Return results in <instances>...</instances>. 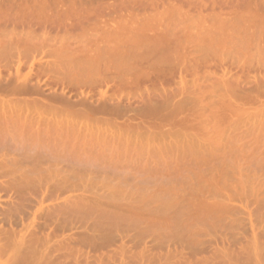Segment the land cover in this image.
Instances as JSON below:
<instances>
[{"label":"rangeland","instance_id":"obj_1","mask_svg":"<svg viewBox=\"0 0 264 264\" xmlns=\"http://www.w3.org/2000/svg\"><path fill=\"white\" fill-rule=\"evenodd\" d=\"M0 1H1L0 2V16L3 18V19L0 18V63L2 65L11 63L12 61L16 60L15 59L16 56L18 59V54L15 53L16 54L15 56L13 51L12 53H10L9 50L5 51L3 48V46H6L7 44H9L10 41H13L14 39H16L15 42L13 43L15 45L19 44L21 42V39H23L25 35L27 36L26 39L28 38V36L31 39L29 34L32 32L31 36H33L34 34L33 36L34 44L35 43L39 44L38 42H40L41 44L43 42V39L45 40V37H44L45 35L47 37L46 40L48 41V44H49L48 34H50V37L51 36L57 37V35L60 36L59 33H61V31L65 34L67 33V31H70L71 29L73 30V28H70L71 25L72 27H74V25L78 23L79 20L81 19L82 21L88 22L86 23L88 24L87 25L88 28H89V23L92 24L94 20H101V21L98 23L97 21L94 22L99 25H96V24L93 25L94 24L93 23L89 29L86 28L87 27L86 25L85 27L81 25L83 23L80 21L79 22L80 24L78 23L80 27L76 24V27H78L76 28L77 30L74 28L73 31L71 30V32H68L70 36L68 35L69 37H67V39L65 38L63 39L64 34L62 35L61 33L62 35L61 38L63 39V41H67L68 38H70L72 34L76 35L75 38L78 37L77 39L78 42H76L75 40L74 41L72 40V43H73V46L71 44V46L73 47V48L71 47L72 49H74V47L75 48L78 47L77 44L79 42L81 44L82 42L81 38L84 42H82L83 45L82 44L79 45L80 48L88 49V46L86 44H89V49L91 46L94 47L93 39L95 40V37L93 36V34L96 33L95 31L97 27L99 28L97 29L101 31L104 24L106 26L104 27L105 30L106 28L111 29V27H114L111 24L115 23V25L119 24L117 25L118 28L114 27L115 29L123 30L127 27L128 29H130V32H131L133 29L132 27H134L133 26V23H134L136 27L142 25L141 28H143V26L148 25L144 28L147 29L150 26L151 31H153L154 29L155 31H158L159 29V32H160V27L161 29L162 28L164 29V27L165 28L168 27V24H170V22H173V21L175 22V20L180 18L181 21L185 19V21H183L185 22L184 24H181L180 23L181 21L179 22V19L177 21V23L181 24L180 26L182 28L188 25L190 26V24H187L188 21L186 23V20H189L190 23L193 22L191 25L193 24L194 26L197 25L200 29L201 27L205 26L204 25L205 23L208 22V25H209V23L213 22L212 21L213 16L211 14H214L212 13V10H208L210 13L204 12L203 14L207 16L210 15V17L205 16V19H204L203 17L204 15L203 14H202L203 16L200 15L202 16L201 18H203L205 21L207 20L203 24L202 21L204 20L198 19L200 16H196L197 12L196 13L194 12L196 10L193 11L197 3H199V5L201 4V2L210 3V1L208 0H207L208 2H205V0L204 2L203 0H197V2L196 0H193V1L187 0L188 3L186 0H185V3L184 2L182 3L183 0H167V1L160 0V2L158 3L155 0H152L151 2L148 1V6L155 5V7L154 6L152 7L154 8L152 9L154 11L152 10L148 11V9H146V11L145 10L143 11V8L145 9V6H146V5H142L144 0H138V2L139 1L142 2L140 6H144L142 9H138L140 2L139 3L135 2L136 4L134 3V1L136 0H134L133 3H131L132 0L122 1L124 3H120V4H126L127 2V4L128 3L130 4L132 10L136 11V13L133 16L128 15L131 10H128V13H127L126 12L127 9L124 10L123 5H121L123 6L121 8L123 11L120 13L117 12V11H121L120 6H119L120 4H117L120 1H117L114 3L115 0H106V1L100 0L99 1L100 3L101 1L102 2L105 1V3L107 1H112L107 4H110V5L112 3L114 5L117 4V7L113 6L114 10L119 8L117 9V11L113 10V12L115 13H112L111 9H113V7L106 6L107 4L105 6L101 5L100 3L95 2L96 0L94 1V3L101 5L100 7L103 6L101 8L102 10H104L103 8H107L104 10L105 11L104 13L101 11V9L98 11L97 9L93 8V5H89V4H93V2L88 4L89 7L87 6V4L85 5L88 8H86L85 6H84L85 8L82 7L83 5L81 6V3H82L81 0H79V2H77L78 0H76V3L80 5L81 9H84L85 11L81 10L80 8H74V6L77 7L76 6L77 4L75 5V0H69V1L62 0L60 3H59L60 0L58 1L56 0L55 1L54 0H49V1L48 0H35V1L34 0H8V1L0 0ZM44 1L45 2L47 1L46 4L50 1L53 4L56 2V4H54V6L53 4L51 5L49 3L48 5H46ZM64 1H65L66 6L65 4H63ZM70 1H73V2H70ZM154 1L155 3L152 4V2ZM162 1L166 2L167 4L162 6L163 4ZM214 1L219 2V3L220 1L222 3H224L225 1L228 2V0H224V1L223 0H220V1L211 0V3ZM235 1L236 0L234 1L231 0V3L233 2L234 4L236 3L239 4V2L237 1L235 2ZM238 1H240V3L242 4L243 2H249L251 0H238ZM253 1L260 6H264V0H253ZM36 2H38L39 4L38 3L35 4ZM72 3L74 4L71 5ZM105 3H102V4H105ZM146 3L147 2H145L144 4ZM57 4L59 5V7H57ZM129 4L126 5L127 8L130 7ZM188 4H189V7H188ZM148 6L147 8H149ZM161 7H162L164 14L160 15L158 13H161L160 12L162 11L160 9ZM177 7H180V10H178ZM182 7H183V10H181ZM156 8L158 9V12H156L157 11ZM241 8L240 10L242 9L244 10L245 7L242 9ZM88 9L92 10V13H90L91 11H89ZM95 10L97 11V13L101 12V15H104V16L108 15L109 13H110L109 16L111 14H115V15L111 16L112 18L106 16L108 17V20L111 19L110 21H108V20L102 19L104 16H100V14L98 15L95 12ZM108 10H110L109 13H107ZM171 10L175 12V15L173 14V12H171ZM240 10L239 12H241ZM243 10H242V13H244L246 16H249L250 13H254V11L252 12V10H249V9H245L244 11ZM164 11L166 12L168 11L167 14ZM226 11L227 13L230 12L228 9ZM63 12L64 13L66 12L67 14L66 13L63 14ZM79 12L83 14L81 15V13ZM88 12L92 15H90ZM178 12H180L181 15L183 14L187 15L185 14L186 12L187 13L189 12V14L192 13L191 19L190 17H188V19L184 17V19L182 20L181 17H183L184 15L180 17V14H178ZM216 12L221 13V10L217 9ZM93 13H95L96 16H94ZM62 14L65 16L62 17ZM84 14L86 17L90 15L89 17L91 18L90 19L91 21L90 20L87 21L86 17H84ZM132 14L133 13H131V15ZM164 15L166 16L165 18H163ZM192 15H195L194 21L196 18L198 19L195 21V23L192 20ZM97 16H99L98 17L99 19L98 18L93 19L94 17L96 18ZM161 16L162 18H160ZM47 17L48 18L50 17V18L48 19ZM53 17H56L58 21L56 20V18L52 19ZM58 17L60 20L58 19ZM72 17L74 19L75 17H77L78 21L77 20L72 21L73 19ZM79 17L81 18L79 19ZM37 18L40 20H38ZM70 18H72L71 21L73 24H71V21H68L70 20ZM14 19H17V21ZM161 19L163 20L167 19V20L166 21L164 20L163 22V20ZM8 20H10L9 21L10 23H8ZM13 20L14 22L16 21L17 23L15 22L14 24ZM18 20L19 21L21 20V21L19 22ZM23 20H24V23H23ZM41 20L44 21V23L42 22L44 25H45L46 20L50 21L51 23L54 22L55 20V22L57 23L54 22L53 24H56V27L55 26L53 27H55L54 29H56L57 32L55 30L52 31L53 27H51V25L53 24H50L49 26L48 24L50 22H47V21H46L47 24L45 25L46 29L48 26L50 27V29L48 27V30H47L48 32H46L45 26L39 23L41 22ZM66 20L68 21V23ZM28 21H30V24ZM35 21L36 22L38 21V23L40 24L39 26L40 30H42L43 28L41 32L38 31L39 30L38 25L37 27L33 26L37 24V23L35 24ZM74 21H77V22L75 23ZM107 21L109 22L107 23L109 25H106L105 22ZM160 21L162 22V24ZM198 21L201 23H199ZM18 22L21 25L24 24L26 28H24V25L22 26V28H24L25 30H28V32L30 31L31 28L33 30L31 29V31L28 34V32L20 28L21 25H19ZM197 22L203 25L199 26V24H196ZM66 23L68 26L65 25ZM102 23L103 25H101ZM42 25L44 27H42ZM126 25H131V27L130 26L128 27ZM58 26H60L62 29ZM63 27H65L64 29L68 27L67 28L68 30L64 31ZM127 28H126L127 31L125 30L123 31L128 32ZM196 29L198 30V28ZM21 30L22 32H20ZM78 30H80L81 33H79L80 31ZM91 30L93 34L92 32H90ZM24 31L26 32V34ZM43 31L46 32V34H44ZM39 32L43 33L42 35H44L43 37H41V39L38 38L42 36L41 34H39ZM21 33H24V34H21ZM78 33L82 35L87 34L89 39L88 37L84 35L87 38V41H86V38L84 36L82 35L77 36L79 35ZM152 33H155V32L154 31L151 33L148 32V34L150 35ZM67 34L64 37H66ZM89 34L91 35V37L93 36L92 44H91V37L89 36ZM37 35L38 37H35ZM96 35L97 33L95 34V36ZM59 36L57 37L58 43L60 40L59 44H61L62 41ZM18 37L20 40L19 43H17ZM35 38L38 39L37 42L35 41ZM57 38L56 40L52 38L53 42L56 41L55 43H53L56 46H55V49H52V51L54 50V52L52 53L51 51V54L55 53L54 54L55 56L53 57H56V60H58L56 51L58 52L59 49L61 50V48L63 47V46L58 45ZM24 40L25 38L23 39V41ZM31 40L29 41L27 39L26 42L28 41L27 43H29L31 42ZM52 40H51V43L49 44L51 45L49 46V49L52 48ZM23 41L21 43H23ZM126 42H127V39H114L108 44L109 46L117 47V46L125 44ZM185 44H186V47H185ZM185 44H184V47L186 50L183 47L182 48L183 53L184 52L187 53L190 50V54H191L193 52L192 51L193 49L195 52V50L198 51L200 48V46L194 47L195 45L191 42L189 45H187V43ZM15 45L12 44L13 47L11 46L9 47L15 51V49H13ZM22 45L23 44H21V46ZM8 46L6 49H8ZM189 46H191L190 49H189ZM17 48L19 49L18 46ZM46 50L50 52L46 48L44 50V53L40 55V57H38V60L41 59L40 63L42 61L41 64L47 67V66H50L53 62L55 63V58H51L52 56L47 57L46 54H49V53ZM201 50L202 48H200V51ZM222 50L224 52V49ZM226 51L227 50H225V53ZM231 51H232V48H231ZM223 52L220 51V53H222L221 56L223 55ZM232 52H233L232 55H230L231 52L229 53L227 52L228 54L226 53L227 54L226 56L224 54L221 57V59H220V54H219V57L216 54V56H214L215 62H213V59H212L213 57L209 58L212 60L211 63H208L209 65H206V68L209 74L207 70L205 69V67H202L203 65L201 66L202 72L200 71L199 73V70H201V68L198 69L197 72L193 70L195 77L193 75V72L191 74V71H190V75L188 74L189 72H186V74H188L187 75L188 77H186L185 73L183 74L184 78H188L187 81H185V83L188 84L189 88L193 84L196 87L197 85H195V81L198 79L197 82L200 84V85L198 84L199 85L198 92L200 90V92L202 93V95L200 93L199 97L200 99L203 97L202 99L203 101L201 102H204L202 104L205 105V103L208 101L206 103V106L207 104L210 105L211 103L210 107L207 106L208 108H201L202 104L199 105L201 103L200 102L199 104H197L199 105L198 108L192 109L193 107L190 108L191 106H189L188 109L185 108L182 112L175 114L174 116H170L169 118H164V117H168V116H165V114L167 113H164V115L162 114V116L159 117V119L156 118L157 120L148 119L147 122L150 124L147 126L149 127L147 129H143L147 126L146 124L142 125L140 127V130L138 131L140 134V138L138 139L134 138V140H132L131 142L126 143L125 141H119V140L111 141V139H109L99 144L96 142L95 143L85 142L81 140V138L78 137L77 135L74 136L71 134L70 135L65 134V136H60V137L52 136L50 138L49 137L43 138L41 140L32 138L31 135L28 134L27 132L28 124L30 125L32 121L33 123L35 122V124L38 121L39 126H43V124L46 125L47 123H51V122L52 124H55L59 121L58 122L59 124L62 122V123H65L64 125H67L68 123L73 124L74 122L76 125L78 123L76 126L79 125L78 127H80L83 131L84 130L87 131V129L89 128L92 130L94 129L95 131L96 130L95 128L97 127L105 128L104 130H102L104 131L103 133H105L106 130H108V126L106 124L100 123L102 125H99L98 123L94 122L93 118L89 117V115L78 117L77 114L76 116L75 113H70L69 111H68V114H66V111L64 110L65 111L64 112L62 110L63 106L61 104L59 105V103L58 104L52 103L53 105L49 104V106L42 105L43 108L39 106L37 108H33V106L31 105L30 107H32V109L30 107L27 108L29 109L30 113H28L29 111L26 109L24 112L25 115L21 117L19 122L17 121L13 125L0 128V179L1 180L11 179L12 181L20 183L19 186L21 185L22 189H24L26 193L30 190L36 191L40 189V187L41 188L51 187V186H55L59 184L60 182L64 180H70L72 182V186L65 194L61 196V200L71 202L77 199H81L82 203L85 205V208L83 209L81 222H79L78 224V226L79 227L81 226V227L78 231L76 230V233L80 231V233L88 235L89 237H95L99 243H101L102 241L100 238L102 239L107 238V239H110V241L112 242L110 246L106 247L108 249H104L100 245L98 249L100 248L101 250L102 248L103 250L101 251L98 249H94L91 246L88 247L89 245H87L86 247H84L83 245L82 247L78 246L75 249L76 250L81 249L82 251H80V253L75 252L76 254L74 253L71 257H70L71 254L68 253L69 255L67 254L65 256L66 258H63L64 260L62 259L63 260L62 264L64 263V261H66L65 262L66 264H74L73 262L75 261V259L77 257L80 258L82 254L84 255H82L81 256L82 259L80 258L79 260L85 261L84 257L87 255V258L85 257L87 259L86 262L88 261L87 264H90L92 261H93L92 264H95V263L100 264L101 259L103 258L105 260L103 259L104 262H102L101 264H259L258 259L261 260L264 264V102L262 103L263 98L260 100L262 103L260 104L259 103L260 101L257 103L253 101L249 102L250 100L249 101L247 99L244 100V97H243L244 101L242 102L240 100L242 96H240V98H238L240 101L237 102L236 104L237 100L235 102L233 101V99L230 100L229 98L231 97L226 95L225 92H223L225 94L224 97L226 96V98H228V101L232 102V104L229 102L227 103L226 101L227 99L226 98L223 99L222 97L223 103L225 104V106H223L224 104L221 102L222 99H220L221 95L223 96V93L220 95L221 92L220 91L218 92L215 89V87L219 88V90H221L222 88L221 91H223L222 85L218 83L221 81V79H224V78H221L223 73H221V77H220L221 70L219 72H217V69L213 70V68L215 67L212 65L214 63L215 64L221 63L216 66L218 67V70H219L221 69L222 66H224L225 62L223 60L228 61L227 63L228 66L227 64H225L226 67L230 68L231 70L232 69L236 70V72L234 71V73L232 70V74L227 76L228 79H230V81H233L232 80V78L234 79L233 74H239L237 65H234L233 60L235 58L236 60L235 63H236L239 60V58L237 56L238 54L236 53V50L233 49ZM255 52L256 51L254 50L250 54V58L248 57L249 55L248 52H246V54H242V57L244 56L243 60L241 59V56L239 55L240 57L239 62H243L246 60H249V61L252 60ZM258 54L259 53L257 52V54L254 56L255 60H257L256 56ZM246 55H247V58H246ZM46 57L49 60H47ZM188 57H189V60H191L190 59L191 56L189 54H188ZM260 57L261 56L258 55V58L263 60L262 57L261 58ZM44 60H46V62ZM255 60H253L252 62L253 65L255 63L258 64V60L257 62ZM229 61L233 62L232 63L233 66L229 65ZM56 64H53V65H56ZM14 65L16 66V63L13 64L12 72H10L9 69H3L0 71V75H1L0 79L1 81H3L2 83L4 85L7 84L8 81H11L14 79L15 72H16V70L14 69ZM161 65L164 66L166 64L161 63ZM189 65H191V62L190 64L188 63V66ZM210 65H211V69L209 67ZM229 66H231L232 68ZM25 67L27 68L28 66L26 65ZM164 67L166 68L167 66H164ZM233 67L236 69H234ZM26 68L24 70V67H22L21 68L22 72L21 70L19 71L20 72L19 75L22 76L21 79H25L26 77H31V74L30 75L28 74V72L30 71L29 70L30 67H28L27 69ZM13 70H15L14 74H13ZM211 70L214 72L212 73ZM62 71L65 72L66 70L62 68L60 72L61 75L58 74L57 76L58 78L54 77V79H58V80H54V82H53V78L50 80V82H49V79H46V80L44 79L45 83L44 82L41 83L42 85L41 87H39V89L36 88V90L39 91V94H41L40 92H42V89H43V92L41 94L43 96V93L47 94L48 90L50 89L49 94L45 95L44 97H51V95L58 96V93L59 95L63 96L64 90L66 89L64 98L68 102L73 99V101L77 103L79 101H82L83 99H85V101L87 99V102L89 104L91 103V105L93 104V102L95 104L96 103L98 104L97 101L99 99L98 97L99 94L97 98L93 96L95 100H90V97L85 98L84 96L81 98V96H78L77 94L79 93L80 89L78 90L77 88L78 92L74 91L76 90V88L72 84L73 80L72 81L70 80L71 75H72L71 77L74 78L73 74L66 71V74L62 75L63 74ZM9 73H12L11 74L12 76L10 75L9 77L8 75ZM253 73H255V75ZM67 74H69L70 76H68ZM197 74L198 75L200 74L199 78ZM206 74H208L209 76H212L213 77L212 80L215 79V77L218 76L219 74L218 81L215 84V86H214V82H216L215 80H213V85H212V82L209 83V80L207 83L208 76ZM256 75H258V73L256 74V72L253 71L250 74V76H247V78L241 84V89L243 90L244 88H246L247 91H245V89L243 91L246 92L247 94L248 93L251 94L250 93L251 91L252 92L256 91L257 89H252V88H256L257 83L259 84L263 82V79L260 82L257 81V79L260 80V77L253 78L254 76L256 77ZM189 76H191L193 84L191 80H189L190 79ZM200 76H202V78L205 76L206 79L204 78V81H203L201 80L202 78ZM231 76L233 77L230 78ZM251 76L253 77L251 78V82H249ZM4 77L8 79H4ZM59 78L60 80L63 79V84H62V81H59ZM64 78H65V81H64ZM5 80H8V81L4 82ZM210 80H211V77H210ZM246 80H248V83ZM34 81L37 82V79L35 76L33 77V79L32 77L30 78V82L32 83L29 82V84H32V87L35 86L36 82L34 83ZM179 81H180L179 78H176L174 82L172 81L171 84H174L177 87ZM47 82L49 83V86L51 85V87H53L52 91H51V87H48ZM175 82H177V85L175 84ZM245 82L246 84L244 86ZM254 82L256 83L253 84ZM201 83L203 84L202 91H201V88H202ZM45 84H47L46 86L47 89L43 87L45 86ZM55 84H56V87H55ZM65 84H66V87H65ZM207 84L209 85V87L207 86ZM218 84L219 86H221V88L218 86ZM250 84H252V86ZM69 85L71 86L69 87ZM249 85L251 88L249 87ZM194 86L191 87L193 88L192 93L196 92L197 90L195 88V91H194ZM161 87L163 88L164 86H161ZM178 87L179 89H181L180 85H178ZM199 87L201 88L199 89ZM70 88H71V91H70ZM84 88L88 89V87H84ZM162 88H160V90ZM172 88L174 89L173 86ZM53 89L55 90V92ZM156 89L159 90L158 88ZM176 89L177 88H175V90ZM211 89L212 91L210 92ZM203 90L205 91V93L207 90V93H206L207 98H206L205 93L203 94ZM85 91L87 90L85 89ZM60 92H62V94H60ZM121 92L122 93H118V94L122 95L121 97L126 99L124 100L123 103L128 102L127 101V98L129 95L128 92H131V91L129 89L128 90L125 89L124 91H121ZM190 92H191V89L190 91H188V93ZM216 92L220 95V97L216 95L218 96V98L217 97H215L216 99L214 97L212 98V100L216 104L214 105V108H211L213 107L212 103L214 102L213 101L210 102L209 98L210 96L212 97V95L215 96ZM135 93H137V96H139L136 99H135L136 95H134ZM235 94L237 93L235 92ZM133 95H132L133 105L137 104V105H134V107L139 106V104H141L140 99L142 96L146 97L145 96L146 93H144V90L142 89V87L139 90H136V91L134 90ZM237 96H239V94H237ZM37 97L38 96H35L33 98H37ZM12 98L13 97H11V99ZM30 98L28 97V99ZM182 98L183 96H181V98L179 97L178 99H182ZM11 99L9 97V100ZM6 100H8V97H5V99L4 97L3 99L2 97H0V113L1 112L4 113L3 111H5L4 109H6V114H7L8 112L7 109L9 110L11 109L10 111H12L13 108L15 107L14 103L12 104L11 101L8 102L9 100L8 101ZM73 101H70V103H74ZM217 101H219L221 104ZM248 103H250L249 106H248ZM233 104H236V105H233ZM123 105H127V103ZM240 105L243 106L242 108H244L245 110L239 111L237 107L240 108L241 107ZM141 106L142 105H140V107ZM60 107L61 109H59ZM202 107H205V106H202ZM33 110L35 111V114L33 113L34 112ZM55 110H57L56 114L54 112ZM65 115H66V118H65ZM72 118L75 120H71ZM85 118L86 120L88 119V121H86ZM161 118L163 120H161ZM30 121L31 123H29ZM123 122H124V119H119L118 121L117 120L115 121V123L117 124L123 123ZM85 124L88 127H86ZM150 125H152V127ZM148 129H150V133L145 135V130H148ZM162 132L168 133L167 136L159 137L160 133ZM195 136L198 139H201L200 141L205 142V143L207 142V139L210 136L213 140L217 137L223 138L224 141L226 139H228L229 141V138L233 140H231L232 143L230 145L228 144L227 148L223 147V149H220L219 152L211 154L208 152L206 148V150L201 149V151L198 154H194L190 151L189 141L196 139ZM223 144H227V143L223 142ZM242 153H244L243 156H242ZM10 196H12V198H10ZM202 203L227 204L230 207V209L233 210L234 213L236 212V215L233 217L235 221L232 218H228V217H225L222 219H217L212 216H209L207 218L194 217L193 218L194 220H192L190 224L187 223V225H182V224H177V222L175 221H173V223H171L169 220L165 222L166 219L163 220L157 215L158 211H160V209L165 206L167 207L171 206V207L177 208L183 205H188V206H193L195 208ZM16 205H17V194H14L13 192L0 191V215L2 214L3 211L6 210L7 219H9L8 217L10 215L14 216L17 213V211L19 212V209H21V207L17 206L18 208L16 210L15 208ZM45 208H46V204L42 207L33 206L32 208L33 214L27 216L25 220L23 221V223L22 222L15 223V221L10 222L7 219L3 220L4 217L0 216V219H1L0 220V232L1 230H10V227L13 226V228H15L17 232L22 231L23 234H25L26 236L25 241L26 240L28 241L29 234L34 230L36 226L39 225V223H41V218L45 212ZM132 208H134L133 209L135 210L134 212H137L136 214H134V216H132L133 213L129 212V210L133 211L131 210ZM121 215H123L124 217H121ZM254 230L258 234L257 241H254L252 239ZM80 233H77V234H80ZM227 239L229 242L226 241ZM60 240L61 238L53 240L51 242V246L49 245L50 247L48 249L47 248L42 249L34 257V260L32 262H29V264H47V261L50 258L52 259L53 257L55 258L56 255L58 257L60 256V254H63L64 252L62 253L61 251L59 252L55 251V248H54V246H57L56 245L57 241H60ZM26 246L27 245L25 243L24 245L19 244L17 246H14V247L12 246L11 248H9L5 254L1 255L0 264H18ZM85 253L87 254L85 255ZM237 254H238V257H237ZM90 255L91 257L95 255L93 258L97 257L98 260L92 259ZM100 257L102 258L100 259ZM94 260H96V262H94ZM67 261L68 262L70 261V262L67 263Z\"/></svg>","mask_w":264,"mask_h":264},{"label":"bare ground","instance_id":"obj_2","mask_svg":"<svg viewBox=\"0 0 264 264\" xmlns=\"http://www.w3.org/2000/svg\"><path fill=\"white\" fill-rule=\"evenodd\" d=\"M56 1H58V0H56ZM61 1L62 0H60L59 3ZM94 1L95 0H89V1L88 0L87 1L81 0V2L83 3V4L81 3V6L83 5L82 7H84L87 4V6L89 7V5H93V8L97 9L99 11L103 7V6L100 7L101 5L105 6L107 3L112 2V1H107L105 3V1H106L105 0L104 2L101 1V3H100L99 2L100 0H96L95 2H98L101 4V5H99V4L94 3ZM117 1H120L119 3H117V4H120V3H124L122 1H126V0H115L114 3ZM133 1L134 0H132L131 3H133ZM148 1L151 2L152 0H147V1L144 0L143 3L141 1H139L140 2L139 3L138 0H136V1H134V3L135 2L139 3V7H141V8L138 7V9H142L144 7V6H140L141 3H142V5H146L145 9L143 8V11L144 10L146 11V9H148V11H149V10L154 9L152 7L153 6L155 7V5L148 6ZM155 1H157V3L160 2V0H155ZM155 1L152 2V4H154ZM208 1H210V3H202L200 1L201 2L200 5H199V3H197L198 5L196 4V6L194 5L195 7H194L193 11L196 10V11H194L195 13L197 12L196 16H200L204 12L205 13L209 12L208 10H212V13H214V14H211L213 16V20H212L213 22L209 23V25H208V22L205 23L207 20L206 21L204 20L205 16H207V15H204V14H203L204 16L202 15L204 17V19L201 18L202 16H200L198 18L200 20H204V21H202L203 24L205 23L204 24L205 26L201 27L200 29L197 25H196L197 27L194 26V24L191 25L193 22L190 23L189 20H186V23L188 21L187 24H190V26L188 25L189 27L186 26V27L182 28L180 26L181 24L185 23V22H183V21H185L184 17L187 19H188V17H190V19H191L192 13L189 14V12L185 13L187 15H184L182 13L184 16L181 15L180 12H178V14H180V17L183 16V17H181L182 20L184 19L183 21H181L180 18H178L179 22L181 21L180 22L181 24L177 23L178 19L175 20V18H174L175 22L173 20H172L173 22H170V24H168V22H167L168 27H166V28L164 27V29L163 28L161 29V27H160V32H159V29H158V31H155V29H154L153 31L155 33H152L151 35L148 34V32L149 33L153 32L150 29L151 27L149 26V28H147V29L144 28L148 25L143 26V28H141L142 25L136 27L133 23V26L135 28L132 27L133 29L130 32V29H128L126 27L128 29V32H124L123 30L127 31L126 28L125 29L122 28L123 30L114 28V27H117V25H119V24L115 25V23H113V24L110 23L114 27H111V29L106 28V30H105L104 27H106V26H105V24L103 25V23H102L101 25H103V28L101 31L98 30L99 29L98 27H97L98 29L96 28V31H95L97 33L96 36H95L96 33L93 34L92 30L90 31V32H92L93 36L95 37V40L93 39L94 47L91 46L90 49H89V44H86L88 46V49L87 48L85 49L84 46H83L84 49L79 47V45H81L82 42H84L81 37H80L81 41H82L81 44L79 42L77 44L78 47H76V48L74 47V49H72L73 48L72 47L73 46L72 40L73 41L75 40L76 42H78L77 41L78 37L75 38L76 35H73L72 33H71L72 34L71 37L68 38V40H67L69 42L63 41L64 38L67 39V37L70 36V34L68 33V32H71V30H72V29L70 30V28H73V30H74V28L75 29L78 28V27H76V24L78 25V23L80 21L83 23L81 25H83L84 27H85V25L86 26L88 25V24H86L88 22L82 21V19L79 20L78 23H76L78 21V18H77L78 16L75 17V19L72 17L73 19L70 18V20H68V21H71V19H72V21L77 20V21H74L76 23L74 25V27H72V25H71V27L69 28L70 31H67L68 34L67 33L64 34L61 31L62 35L64 34V36H65L67 34V36L66 37L63 36V39H62L61 33H59L60 36L57 35V37L59 36L61 38V41H62L61 44H59L60 40L58 43L57 37L51 36L52 38H54V40H56V38H57L58 45L63 46L61 48V50L59 49V51H58L59 53L56 51L57 48L55 50L58 60H56V57H53V56H55L54 55L55 53L51 54L52 49H55V46H56L53 43H55L56 41L53 42L52 38L50 37V34L47 33L49 35V44L51 43V40H52V48L49 49V46H51V45L48 44V41L46 40L47 39L46 35L44 36V35H42L43 33H40L43 30V28H42V30H40L39 26H40V24H43L44 21L41 20V22H39L40 24L38 23V21L37 22L35 21V24L36 23L37 24L33 25L34 27L35 26L37 27V25H38V28H39L38 31H40L39 34L42 35L40 37H38V35L35 37H38L40 39L43 36L45 37V40L43 39V42H42L44 45L43 46L42 43L40 44V42H38L39 44L33 43L34 34H33V36H31L32 32L29 34V32L31 31L32 28L28 32V30L24 29V28H26L24 24H22V25L19 24V22L21 20L20 21L18 20L19 21L18 24L21 25L20 28L22 30L24 29L26 32H28V34L30 35L32 40L28 36L27 39L29 41L31 40V42L27 43L28 42V41L26 42L27 36L25 35V37H23V39L25 38L24 41H23V39L20 38L21 42L23 41V43L20 42L19 37H18L17 43L20 42L21 44H23L22 46L20 43L16 44V45L13 43V42H15L16 39H14L13 41H10V42H12V43L9 42L10 45L5 44L6 46H3L5 51L9 50L10 53H12V51H13L14 54L15 53L18 54V59H17V56L15 54L16 60L12 61L11 63H7L5 65H2L0 63V71L3 69H9L10 72H12L13 64L16 63V66L14 65V69L16 70L14 79L13 80L10 79L11 81L5 80L4 82L8 81V83L5 85L2 83L3 81H1V79H0V97H2V99H3V97H4V99H5V97H8V100H9V97H10V99H11V97H13L11 100H9V101L6 100V101H8V102L11 101L12 104L14 103V105H15L14 108L11 106L13 108L12 111H10L11 109L10 110L7 109L8 112L10 111L9 113L7 112V114H6V109H4L5 110V111H3L4 113H2V112L0 113V128L13 125L17 121L19 122L21 117H23V115H25V113H24L25 110L27 108H29L31 105L33 106V108H37L38 106L43 108L42 105L43 106H49V104H52V103H56V104L59 103V105L61 104L63 106L62 110L63 111L65 110L66 114H68V111H69L70 113H75V115L77 114L78 117L89 115V117H92L94 122L98 123L99 125H102L100 123L106 124L108 126V130H106V132L103 133L104 131H102V130H104L105 128L97 127V128H95L96 129L95 131H94V129L92 130L90 128L87 129V131L86 130L83 131L80 127H78L79 125L76 126L78 123L76 125H75V122L73 123L74 125L72 123L71 124L68 123L67 125H64L65 123H62V122L59 124L58 123L59 121L55 124H52V122H51V123H47L45 125L42 123L43 126H39L38 121L35 124V122L33 123V121L31 120L32 123H31V121L29 122L31 124L30 125L28 124L27 132H28V134L31 135L32 138L37 139V140H41L43 138H48V137L50 138L52 136L60 137V136H65V134L66 135L71 134L74 136L77 135L78 137L81 138V140H83L85 142H92V143L96 142V143L100 144L103 141H107V140L111 139V141L112 140H115V141L119 140V141H125L127 143V142H131L132 140H134V138H136V139L140 138V134L138 131L140 130V127L142 125L146 124V126H147L150 124L147 122L148 119H152V120L156 119V118L159 119V117H161L162 114L164 115V113H167V114H165V116H168V117H164V116L163 117L169 118L170 116H174L175 114L182 112L185 108L188 109L189 106H191L190 108L193 107L192 109L198 108L199 105L204 103V102H201V101H203L202 100L203 97L201 96L202 97L201 99L199 97L201 92H200V90L198 92V86L200 84L197 82L198 81V79H197L195 81V85H197V86L195 87L193 82H192L191 76H189L190 77L189 80H191V82L193 84V85H191V87L194 86V91H195V88L197 89L196 92L192 93L193 88H191V87L189 88L188 84L185 83V81H187L188 78L183 77L184 73L186 74V72H189L188 74L190 75V71H191V74H192L193 70L197 72V70L200 69L202 65H203L202 67H205V69L207 70L206 65H209L208 63H211V61H212L209 58L213 57L212 58L213 62H215L214 56H216V54L218 55V57L220 54V59H221V57L224 54L226 56L229 52H231L230 55H232L233 49L236 50V53L238 54L237 56H238L239 60H240L239 55L241 56V59L243 60L244 56L242 57V54H246V52L249 53L248 57L250 58V54L254 50L256 51L254 53V56L258 52L259 53L258 55L261 56L262 59L264 60V6H260V5L256 4L253 0H251L249 2H243L242 4L238 0H236V1L239 2V4L238 3L234 4L233 2L231 3V0L230 1L228 0V2L225 1L226 3L225 2L222 3L220 0H218V1H220V3L216 2V1L211 3V0H208ZM208 1L205 0V2H208ZM38 2H36L35 4H37ZM46 2H45V4H46ZM50 2H48V3L52 5L53 3L52 2L50 3ZM70 2H73V1H70ZM77 2H79V0ZM91 2H93V4H89ZM145 2H147V3L144 4ZM162 2H163L162 6L167 4L164 1H162ZM179 2H181V1H179ZM183 2L185 3V0H183L182 3ZM196 2H197V0H196ZM203 2H204V0H203ZM48 3L46 5H48ZM102 3H105V4H102ZM187 3H188V1H187ZM187 3H186V5H187ZM54 4H56V2ZM54 4H53V6H54ZM63 4H65V1ZM73 4L74 3H72L71 5H73ZM76 4L77 3L75 0V5ZM112 4L111 5L107 4L106 6L117 7V4L116 5H114V4L112 5ZM128 4H127V2H126V4H120L119 5L120 9L124 6V10L127 9V11H126L127 13H128V10H131L130 12L133 13L131 15V13L129 12L128 15L133 16L136 13V11L132 10L130 4H129L130 7L127 8L126 5H128ZM135 4H133V5H135ZM193 4H194V2H193ZM121 5H123V6H121ZM65 6H66V4H65ZM76 6L77 7L74 6V8H80L81 9L80 5L77 4ZM87 6H85V7L88 8ZM147 6L149 8H147ZM57 7H59L58 4H57ZM188 7H189V4H188ZM241 7L244 8V10L245 9L252 10V12L254 11V13H250L249 16H246L244 13H242L243 9ZM93 8H91V9H93ZM169 8H170V6H169ZM174 8H176V7H174ZM190 8H191V6H190ZM240 8L242 10H240ZM103 9L105 10L107 8H103ZM109 9H110V7H109ZM117 9H119V8H117ZM117 9L114 10V7H113V9H111L112 13H115V12H113V10L117 11ZM160 9L162 10V7ZM177 9L180 10V7H177ZM217 9L221 10V13H219V12L217 13L216 12ZM227 9L230 12L227 13V11H226ZM238 9L241 12H239ZM81 10H84V9H81ZM104 10L101 9V11L103 13L105 12ZM181 10H183V7ZM89 11H91L90 13H92V10H89ZM109 11L110 10H108L107 13H109ZM122 11L123 10L121 9V11H117V12L120 13ZM152 11H154V10H152ZM224 11H225V13H224ZM95 12L97 13L96 10H95ZM156 12H158V9ZM160 12L161 13H158V14H160V15L164 14L163 10ZM164 12H166V11H164ZM167 12H166V14H167ZM171 12H173V11L171 10ZM65 13L63 12V14H65ZM79 13H81V12H79ZM153 13H155V12H153ZM63 14H62V17L65 16ZM82 14L83 13H81V15ZM93 14H94V16H96L95 13H93ZM97 14L98 15L100 14V16H104V15H101V12H98ZM109 14L106 16L111 17V16L115 15V14H111L109 16ZM116 14H118V13H116ZM173 14L175 15V12H173ZM90 15H92V14H90ZM89 16L86 17L84 14V17H86L87 21H89L91 19ZM106 16H104L102 19L108 20V17H106ZM208 16L210 17V15H208ZM98 17L99 16H97L96 18L95 17L94 18L92 17V18L97 19ZM165 17L166 16L164 15L163 18H165ZM0 18L3 19L1 16H0ZM54 18H56V17H53L52 19H54ZM80 18L81 17H79V19ZM160 18H162V16ZM194 18H195V15H192L193 21H194ZM34 19H33V21H34ZM58 19H59V17H58ZM198 19L196 18L195 21ZM14 20L17 21V19H14ZM14 20H13V23L15 24L16 21L14 22ZM38 20H40V19H38ZM56 20H57V18H56ZM110 20H108V21H110ZM161 20H163V19H161ZM164 20H163V22H164ZM9 21L10 20H8V23H10ZM46 21H45V25L47 24ZM68 21H67V23H68ZM72 21H71V24H73ZM96 21L98 23L101 20H94V22H96ZM108 21L105 22L106 25H109V24H107V23H109ZM195 21H194V23H195ZM4 22H5V20H4ZM28 22L30 24V21H28ZM31 22H32V20H31ZM47 22H50V21H47ZM54 22H55V20H54ZM54 22H52V23L50 22L48 25L50 26V24H53ZM94 22H92V24ZM198 22L196 24L201 23V22H199V23ZM23 23H24V20H23ZM55 23H57V22H55ZM67 23L65 25H67ZM97 23H94L93 25H95V24L99 25ZM92 24L89 23V28H90V26H92ZM161 24H162V22H161ZM203 24H199V26L203 25ZM23 25H24V28H22ZM43 25H42V27L45 26V25L44 26ZM121 25H123V24H121ZM163 25H164V23H163ZM26 26H27V24H26ZM53 26L56 27V24L51 25V27H53ZM78 26L80 27V25H78ZM126 26L131 27V25H126ZM191 26H193L194 28ZM48 27L46 29V26H45L46 32H48L47 31ZM55 27H53L52 31L53 30L56 31V29H54ZM58 27H60V26H58ZM107 27H109V26H107ZM195 27L198 28V30ZM64 28L65 27H63V29ZM67 28L64 29V31L68 30ZM86 28L89 29L88 26ZM112 28H114V29H112ZM27 29H29V28H27ZM49 29H50V27H49ZM22 30L20 32H22ZM118 30H120V31H118ZM78 31H80V30H78ZM26 32H25V34H26ZM46 32H44V34H46ZM56 32H54V33H56ZM99 32H101V33H99ZM33 33H34V31H33ZM79 33H81V31ZM21 34H24V33H21ZM35 34H36V32H35ZM80 35H82V34H79L77 36H80ZM84 35L86 37H88L87 34H84ZM84 35H82V36H84ZM98 35H100V36H98ZM127 35H129V36H127ZM19 36H20V34H19ZM89 36L91 37L90 34H89ZM93 36L91 37V44H92ZM50 38H51V40H50ZM88 39H89V37H88ZM114 39H127V42L125 44L117 46V47L109 46L108 43H110ZM37 40L38 39L35 38L36 42H37ZM86 41H87V38H86ZM86 41H85V43H86ZM46 42H47L48 46H47ZM190 42L195 45L194 47L200 46V48H202V50L200 51V48H199V50L198 51L195 50V52L193 49L192 50L193 52L191 54H190V50L187 53H185V52L183 53L182 48L184 47V44L187 43V45H189ZM85 43H84V45H85ZM12 44L15 45V47L13 48V49H15V51L9 47V46L13 47ZM71 44H72V46H71ZM86 45H85V47H86ZM7 46H8V49H6ZM17 46L19 47V49L17 48ZM53 46H54V48H53ZM185 47H186V44H185ZM185 47H184V49H185ZM190 47L191 46H189V49H190ZM46 48L50 51V52H48L46 50L49 53V54H46L47 57L52 56L51 58H55V63L53 62L50 66H47V67L43 66L41 64L42 61L40 63L41 59L38 60V57H40V55H42L44 53V50ZM231 48H232V51H231ZM206 49H207V51H206ZM222 49H224V52ZM16 50H18V51H16ZM225 50H227L226 51V53L228 52L227 54L225 53ZM220 51L223 52L222 56H221L222 53H220ZM237 51H239V52H237ZM53 52H54V50L52 51V53ZM217 52H219V53H217ZM240 52H241V54H240ZM188 54L191 56V58H190L191 60H189ZM258 55L256 56V58L258 60V64L255 63L254 65L252 64L253 60H255L254 56H253L252 60H250V61L246 60L243 62H239V60H238L237 61L238 64H237V62L235 63L236 60L234 58V60H233L234 65H237V69L239 70L238 71L239 74H233L234 79L232 78L233 76L230 77V78H232L233 81H230V79H228V77H227L228 75L232 74V70H233V69L231 70L230 68L226 67L225 64H227L228 61L223 60L225 62V63L223 62L224 66H222V67L219 66V67H221V69H219V70H218V67H216L217 65L221 64V63H219V61H218L219 64L214 63L212 65L215 67V68H213V70L217 69V72H219L220 70L222 71V72L220 71V77H221V73H223L221 78H224V79H221V81L218 82L219 84L222 85L223 91H221L222 88H221V86H219V84H218V86L221 88V90H219V88L215 87V89L218 92L219 91L221 92L220 95L223 92H225L226 95L231 97V98H229L230 100L233 99L234 102L237 100L236 104L240 100L243 102L245 99H247L248 101L250 100L249 102L253 101V102L257 103L263 98L262 103L264 102V62H263V60L258 58ZM47 57H46V59L49 60ZM246 58H247V55H246ZM50 60H52V59H50ZM257 60H255V61L257 62ZM44 61L46 62V60H44ZM190 62H191V65L188 66V63L190 64ZM161 63H165L166 65H164V66H167V67L165 68L163 65H161ZM232 63H233L232 61H229V65L233 66ZM53 64H56V65H53ZM26 65L28 67H30V69H29L30 71L28 72V74L29 75L31 74L32 79L34 76L37 79V82L34 81V83L36 82L37 84L35 83V86H33V87H32V84H29L31 77H26L25 79H21L22 76L19 75V73H20L19 71L21 70V68L24 67V70H25ZM44 65H45V63H44ZM227 66H228V64H227ZM231 66H229V67H231ZM209 67L211 69V65ZM62 68L65 69L67 72H70L74 76V78H73V77H71L72 75L70 76L69 74H67L68 76H70V80L71 81L73 80L72 84L76 88V90H74L75 88L73 87L74 89H72V90L78 92V90L80 89V91H79L80 95H79V93H77L78 96H81V98L83 96L85 98L90 97V100H95V98H97V96L99 94V96H98L99 99H98V101L96 100L98 102V104L97 103L95 104L93 102V104L91 105V103L89 104L87 102V99H86V101H85V99H83L82 101H79L77 103H75L72 99L70 101H73L74 103H70V101L68 102L64 98V94H65L66 89L64 90L63 96L59 95V93H58V96H54V95L52 96L51 95V97H44L45 95L49 94L50 89L48 90L47 94L43 93V96L41 95L43 92V89H42V92H40L41 94H39V91L36 90V88L39 89V87H41V85H42L41 83H43V82L45 83L46 79H49V82L52 78H53V82H54V80H58V79H54V77L58 78L57 76H58V74H60ZM234 69H236V68H234ZM15 70H13V74H14ZM66 71L65 72L62 71L63 72L62 75L66 74ZM200 71L202 72V68H201V70H199V73H200ZM234 71L236 72V70H233V73H234ZM253 71L256 72V74L258 73V75H256V77L251 76L249 82H251L252 77L253 78L260 77V80L257 79V81L260 82L263 79V82L259 83V84L257 83V87L252 88V89H257V90L253 91V92L251 91L250 92L252 94L251 95V94H249V93L247 94L246 92L243 91L244 89H245V91H247L246 88H244L243 90L241 89V84L244 82V80L247 78V76H250V74ZM21 72H22V70H21ZM207 72H208V70H207ZM211 72L213 73L214 71L211 70ZM11 74L12 73L8 74L9 77ZM188 74H186V77H188L187 76ZM208 74H209V72H208ZM208 74H206L208 76L207 83L209 80V83L212 82V85H213V80H215L216 81V82H214V86H215V84L218 81L219 74L213 80H212L213 77L209 76ZM214 74H213V76H214ZM253 74L255 75V73H253ZM193 75L195 77L194 72H193ZM199 75L197 74L198 78H199ZM204 75H205V73H204ZM210 75H212V74H210ZM202 76H200V77L202 78ZM210 77H211V80H210ZM225 77H226V79H225ZM176 78H179V80H180L178 85L181 86V89H179L177 82H175L177 87L174 84H171L172 81L174 82V80ZM192 78H193V76H192ZM204 78H205V76L201 80L204 81ZM4 79H8V78L4 77ZM4 79H2V80H4ZM67 79H68V77H67ZM184 79H186V80H184ZM219 80H220V78H219ZM31 81H33V80H31ZM59 81H62V84H63V79L60 80V78H59ZM64 81H65V78H64ZM246 81L248 83V80H246ZM254 81H255V79H254ZM30 83H32V82H30ZM255 83L256 82H254L253 84H255ZM47 84H48V87H51V85L49 86L48 82H47ZM47 84H45V86H43L46 89H47V87H46ZM245 84H246V82L244 83V86H245ZM201 85H202V88L199 87V89L201 88V91H202L203 84L201 83ZM250 85L252 86V84H250ZM250 85H249V87H250ZM70 86L71 85H69V87ZM161 86H164V87L162 88ZM172 86L174 87V89L172 88ZM207 86L209 87L208 84H207ZM55 87H56V84H55ZM65 87H66V84H65ZM84 87H88L89 90L87 88H84ZM141 87L144 90V93H146V95H145L146 97L142 96L140 99L141 104H139V106L134 107V105H137V104L133 105V99L132 98L134 95H136L135 99L138 98L139 96H137V93H135L133 95V92H134V90L136 91V90L141 89ZM144 87H145V89H144ZM52 88L53 87H51V91H52ZM62 88H63V86H62ZM77 88H78V90H77ZM156 88H158L159 90H157ZM160 88H162V89L160 90ZM175 88H177V89L175 90ZM250 88H249V90H250ZM85 89L87 91H85ZM125 89H127V90L129 89L131 92L133 91L132 93L128 92L129 93L128 98H127L128 102H125V103H127V105H123V104H125L123 102L126 99L122 98L121 97L122 95L118 94V93H122L121 91H124ZM190 89H191V92L188 93V91H190ZM215 89H214V91H215ZM70 91H71V88H70ZM211 91H212V89L210 90V92ZM54 92H55V90H54ZM235 92L237 94H239V96H237V94H235ZM204 93H205V91L203 90V94ZM206 93H207V90H206ZM206 93H205V95H206ZM229 93H230V95H229ZM60 94H62V92H60ZM225 94L223 93V96L221 95V97H220V95L216 92L215 96L212 95V97H211L209 94L211 99L209 98V96H208V98H209L210 102L213 101L212 100L213 97L218 98V96H219L220 99H222V97H223V99H225L226 98V96L224 97ZM201 95H202V93H201ZM216 95H218V96H216ZM235 95H236V97H235ZM35 96H38L37 97L38 99L33 98ZM93 96H95V98H93ZM181 96H183V98L178 99L179 97L181 98ZM232 96H233V98H232ZM240 96H242V98L239 100L238 98H240ZM28 97L29 98L31 97L32 100H31V98L28 99ZM91 97H92V99H91ZM243 97H244V100H243ZM206 98H207V95H206ZM223 99L221 101L222 103H223ZM226 99H227L226 100L227 103L229 102L232 104V102L228 101V98H226ZM90 100H89V102H90ZM217 100H219V99H217ZM217 102H219V101H217ZM206 103H205V105L202 104L201 108H208L211 106V103H210V105L207 104V106H208L207 107ZM259 103L262 104L261 101ZM197 104H199V105H197ZM212 104H213V107H211V108H214V105L216 103L214 102ZM236 104H233V105H236ZM249 104L250 103H248V106H249ZM10 105H11V103H10ZM10 105H9V107H10ZM140 105H142V106L140 107ZM241 105H242V103H241ZM34 106H36V107H34ZM202 106H205V107H202ZM223 106H225V104ZM56 107H57V105H56ZM242 107L243 106H241L240 108L237 107V109H239V111L245 110ZM30 108L32 109V107H30ZM59 109H61V107ZM27 110L29 111V109H27ZM53 110H54V108H53ZM234 110H236V109H234ZM38 111H39V109H38ZM56 111L57 110L54 111L55 114H56ZM28 113H30V111ZM33 113L35 114V111ZM26 115H28V114H26ZM34 117H35V115H34ZM54 118H56V117H54ZM65 118H66V115H65ZM119 119H124V122L118 123V124L115 123V121L116 120L118 121ZM60 120H62V119H60ZM71 120H75V119L72 118ZM85 120H86V118H85ZM89 120H90V118H89ZM161 120H163V119L161 118ZM86 121H88V119ZM20 122H22V121H20ZM83 125H84V123H83ZM96 125H95V127H96ZM150 126L152 127V125H150ZM86 127H88V126L86 125ZM148 127L149 126L143 128V129H147ZM148 130H145V135L150 133V129H148ZM167 134L168 133L162 132V133H160L159 137H165V136H167ZM200 140L201 139H198L196 137V139L189 141L190 142L189 147H190V151L192 153L198 154L201 151V149L206 150V148H207L208 152L211 154L219 152V150L223 149V147L227 148L228 144L230 145L232 143L231 140H233V139L229 138V141H228V139H226L224 141L223 138L217 137L213 140L210 136V137H208L206 143L202 142ZM223 142H226L227 144H223ZM183 152H185V151H183ZM241 152H243V151H241ZM243 154L244 153H242V156H243ZM19 184L20 183L12 181L11 179H5V180L0 179V191L13 192L14 194H17V205L15 206V208L17 210L18 207H21V209H19V212L17 211V213L14 216L10 215L8 217L9 219H7V216H6L7 211L6 210L3 211L2 214L0 215V216L4 217L3 220L7 219L10 222L15 221V223L16 222H22L23 223V221L25 220V218L27 216L33 214V212H32L33 206L42 207L46 204L45 212L42 215L41 223H39V225L36 226L34 228V230L29 234V239H28V241L26 240L27 242L25 241V238H26L25 234H23L22 231L17 232V230H15V228H13V226L10 227V230H1V232H0V243H1L0 244V257L2 254H5L6 251H8V249L11 248L12 246L14 247V246H17L19 244L24 245L26 243L27 246L25 247V250L22 253L21 259L19 260L18 264H29V262H32L34 260V257L42 249H46V248L48 249L51 246V242L53 240L61 238L60 241H57V244H56L57 246H54V248H55V251H58V252L61 251L62 253L63 252L64 253L60 254V256H58V257L56 255L55 258L53 257L54 259L53 258L51 259L50 258L51 256H50L49 257L50 259L47 261V264H62V261L64 260L63 258H66L65 256L68 253L71 254L70 255V257H71L75 252L80 253V251H82L81 249H79V250L75 249L78 246L82 247V245H83L84 247H86L87 245H89L88 247L91 246L94 249H98V247L101 245V247H103L104 249H108L106 247L111 245L112 242L110 241V239L100 238L102 241H101V243H99L95 237H89L88 235L80 233V231L77 232L80 234L76 233V230L78 231L81 227V226L79 227L78 224H79V222H81L83 209L85 208V205L82 203L81 199H77V200H74L71 202L61 200V196L63 194H65L72 186V182L70 180H64V181L60 182L59 184H57L55 186H51V187H45V188L40 187V189H38L36 191L30 190L27 193L24 189H22L21 185L19 186ZM10 198H12V196H10ZM12 206H14V205H12ZM15 208H13V209H15ZM133 209L134 208H132L131 210H133ZM134 211L135 210H133V211L129 210L130 213H133L132 216H134V214L137 213ZM157 215H158V217L162 218L163 220L166 219L165 222H167V220H169L171 223H173V221H175V222H177V224L187 225V223L190 224L191 221L194 220L193 219L194 217L207 218L209 216H212V217H215L217 219H222L225 217L233 219V217L236 215V212L234 213L233 210L230 209V207L227 204L202 203L195 208L193 206H188V205H183V206L177 207V208L171 207V206L170 207L165 206V207H162L160 209V211H158ZM121 217H124V216L121 215ZM125 217H127V216H125ZM253 232L254 233L252 235V239L254 241H257L258 240V234L255 232V230ZM54 238H56V239H54ZM122 238H124V237H122ZM226 241H228V239ZM170 249H171V247H170ZM98 250H100V248ZM101 250H103V249L101 248ZM87 253H85V255ZM81 254H82V252H81ZM62 255H64V256H62ZM82 255H84V254H82ZM77 256H78V254H77ZM81 256H80V258H81ZM85 257L87 258V255ZM85 257H84L85 261L79 260L80 258H78V257L76 259L74 258L75 261L73 263L74 264H87L88 261L86 262L87 259ZM90 257H91V255H90ZM93 257H91V258L97 259V257H95V258H93ZM237 257H238V254H237ZM101 258L102 257H100V259ZM103 259H101V263L104 262L105 259L104 260ZM65 262L66 261H64L63 264H66ZM69 262L67 261V263H69ZM92 262L90 263V261H89L90 264H92ZM94 262H96V260H94ZM97 262H99V261H97ZM258 263L263 264V262L259 259H258ZM95 264H97V263H95Z\"/></svg>","mask_w":264,"mask_h":264}]
</instances>
